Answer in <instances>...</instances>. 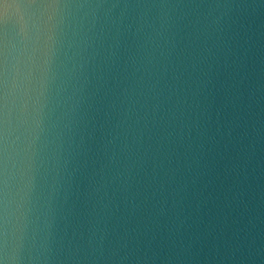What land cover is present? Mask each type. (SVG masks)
<instances>
[{"label":"water","instance_id":"water-1","mask_svg":"<svg viewBox=\"0 0 264 264\" xmlns=\"http://www.w3.org/2000/svg\"><path fill=\"white\" fill-rule=\"evenodd\" d=\"M0 264H264V0H0Z\"/></svg>","mask_w":264,"mask_h":264}]
</instances>
